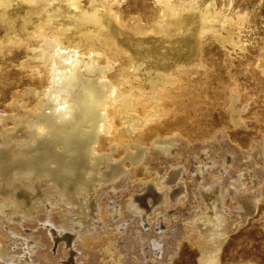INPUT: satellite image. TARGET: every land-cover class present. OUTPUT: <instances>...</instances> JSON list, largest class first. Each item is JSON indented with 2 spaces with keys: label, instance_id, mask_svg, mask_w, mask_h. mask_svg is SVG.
Returning <instances> with one entry per match:
<instances>
[{
  "label": "bare ground",
  "instance_id": "bare-ground-1",
  "mask_svg": "<svg viewBox=\"0 0 264 264\" xmlns=\"http://www.w3.org/2000/svg\"><path fill=\"white\" fill-rule=\"evenodd\" d=\"M259 1L0 0V100L8 95L13 97L16 92L19 94L24 86L36 89L38 100L46 96V104L42 105L43 110L36 120L25 123L16 121L17 125L24 124L23 129L19 130L24 140L11 144L6 141L0 145V213L5 209L11 210L13 214L7 219L12 223L32 218L42 205L49 202L50 191L42 189L45 177L40 174L44 173L42 175L49 179L47 182L55 187L56 196L60 198L59 202L50 203L72 208L75 211L74 220L87 222L91 207L88 195L94 183L111 182L125 174L121 164L112 163L110 157L113 156L102 151L108 150L110 141H119L117 136L124 139L128 136L133 139L137 137L147 143L154 140V143L164 146L179 141L178 136H168L174 132L173 135L179 133L189 141L202 140L209 135V117L216 102L223 101L226 104L232 99V102H239V107L247 102L264 104V21L257 11ZM259 27L263 29V34L256 39L250 32ZM97 73L101 81L92 77ZM34 101L27 104L32 109H36ZM64 103L66 106L60 108ZM230 107L232 114L239 117L233 106ZM6 110V106L0 108V112ZM101 112L103 121L109 123L107 131L103 128L102 131L87 133L82 129L85 126L97 128V117ZM237 117L234 121L238 124ZM229 118L228 114L224 123L228 131L232 128L228 124ZM137 125L141 127L136 128ZM112 131H115L113 135L108 134ZM215 132H218L217 129ZM157 134L167 136L159 138ZM215 138L210 145L219 144ZM220 140L218 153L229 163L233 161V152L236 150L223 144V136ZM53 145L63 146L64 154L57 150L50 151ZM255 146L253 151L258 153L260 148ZM40 148L46 150L41 154L47 159L45 166L35 160L38 157L35 152ZM212 148L214 146H210ZM90 149L103 153L98 160L106 162L108 170L101 177L96 172L95 175L89 174L93 168L87 159L94 155L93 152L87 155ZM145 149H139L137 159L130 154L127 160L134 165L140 164ZM123 151L118 146L112 153L118 157ZM162 151L164 154L168 150ZM184 169L183 166L173 168L161 183L175 182ZM133 174L134 179H138V176L146 179L149 176L143 170L142 173L133 171ZM247 175L249 180L255 176L254 173ZM23 177H27L28 181ZM143 189L150 192L153 187L149 188L146 183ZM183 190L185 188L181 186L167 197L158 196L152 202L148 200L147 204H139L140 201L132 199L129 206L141 215L146 226L153 231L155 227L148 219L153 216L154 207L176 200ZM196 192L200 198L211 199L214 189H197ZM253 196V191L239 190L235 199L240 206L246 205V210H250L258 205L253 202ZM36 197H42L44 203L33 204L32 200ZM216 206L212 204L214 211L217 210ZM1 222L4 225V221ZM65 222L69 223L67 219ZM41 225L43 228L38 231L44 237L40 236L34 241L32 252L39 255L37 253H43L46 249L49 264H80L74 257L75 252L70 253L55 238L63 228L54 227L53 220ZM143 236L141 242L147 241L145 234ZM164 238L168 236H162L160 240ZM195 241L202 245L200 236ZM65 242L72 245L71 242ZM189 242H192L190 237ZM42 243L46 244L45 249L39 247ZM171 246L168 244L162 251L172 249ZM1 247L0 262H25ZM210 251L208 256L206 254L208 258L198 264H219L217 249L213 247ZM119 255L114 249L112 257L116 260L120 258ZM158 259L163 262L166 258L161 254Z\"/></svg>",
  "mask_w": 264,
  "mask_h": 264
},
{
  "label": "rangeland",
  "instance_id": "rangeland-1",
  "mask_svg": "<svg viewBox=\"0 0 264 264\" xmlns=\"http://www.w3.org/2000/svg\"><path fill=\"white\" fill-rule=\"evenodd\" d=\"M257 11L263 16L262 19L264 21V0L259 1ZM250 34L252 37L258 39V37L263 34V29L260 27L258 29H253ZM94 76L92 77L95 79L99 78L101 81L102 78L99 77L100 74L97 73ZM13 91H15V89ZM8 96L1 99L2 101L0 100V108L7 107L5 112H0V145L4 144L6 141L10 144L14 141H23L24 137L22 138L19 130L23 129L24 124L17 125V122L22 121V123H25L36 120L43 110L42 105L46 104L44 103L46 102V96L44 99L38 100L37 90L32 86L21 87L19 94L16 92V95L13 97ZM32 100H35L36 109H32L27 105ZM236 102L238 101L234 102L233 100L232 102V99H229L226 104H224L223 101L216 102L217 105L212 107L211 117H209V135L202 140L189 141L187 137L179 133L173 135L176 133L174 132L168 136H178L177 138H179V141H174L171 145L172 148L169 145L164 146L160 143H154V140L147 143L146 141H141V138L137 139V137H135L136 139H133L131 136L125 139L117 136L120 139L119 141H110L111 144L107 146V148L109 147L108 150L102 151L106 155L109 154L108 156H113L110 157V161L112 163L121 164L125 174H121L122 176L119 175L117 178L111 180V182L109 180L105 182L96 181L94 183L95 185L92 187L93 189L91 188L88 195L91 207L88 210L89 217L87 222H78L74 220L75 211L72 208L61 206V204H58V206H53L51 204L52 202H59L60 198L56 196L55 187L47 182L49 179L45 175H42L44 173L40 174L43 178L45 177L42 189L50 191V197L48 198L49 202H46L41 208L39 207L40 210H37L39 212L36 211L32 218L20 219L13 223L7 219L13 212L9 209L2 211L3 213H0V241L2 247L9 250L11 254L21 257V260L24 259L25 262H21V264H49V258L46 255L47 251L45 249L47 247L46 244H38L40 248L45 249L43 253H37L39 255H35L32 250L33 247H35L33 244L34 241L40 239L42 236L44 237L43 233L38 231L43 228L41 223L49 222L50 220L52 222L53 220L54 227L63 228L57 236L55 235L57 242L61 244L62 247H66L70 253L71 251L75 252L74 257L79 260L80 264H198L199 261L206 259L213 247L217 249L218 253H216V255L218 254L217 258L219 259V264H264V226H262L264 225V104H251L247 102L248 105L244 103V106L247 107L242 106L243 104L239 107V102ZM55 103L58 104V102ZM55 103H51V105ZM27 106L29 108H27ZM63 106H66V103L61 105L60 108ZM230 106H233L236 115L240 114L238 115L239 117L232 114ZM225 107L230 109L226 110ZM228 114L230 117L229 119H231L228 124L232 127L229 131L224 127ZM245 116H247V118ZM236 117L238 118V124L234 121ZM97 118L99 119L97 128L85 126L82 127V129L84 128L87 133H91L95 130L102 131L103 128L104 131H107L106 126L109 123L103 121L104 115L102 112ZM102 125L105 127H100ZM121 126L122 125L118 127ZM125 126L126 124H124V127ZM138 127L141 126L137 125L136 128ZM216 129L218 131L217 133L215 132ZM225 129L226 131H224ZM253 132L256 134L254 133V135ZM114 133L115 131L108 132L110 135ZM63 134L65 135L66 132L63 131ZM9 135H13L12 138H8ZM218 135L223 136V144L227 146L230 145L229 147H231L233 151L236 150L233 152V161L229 163L226 162L225 158L222 159L221 153H218V148L221 147V136L215 138V136ZM229 135H231V138ZM77 136H80V133H77ZM157 136L163 138V136L165 137L167 135L157 134ZM213 138H215L216 142H219L217 146L216 144H209ZM231 142L233 144H231ZM72 145L74 146V143ZM255 145H258V148H260L259 150L257 149L258 153H254L253 151L254 147H256ZM53 146H51L50 151L53 152L57 150L64 154L65 148L63 146ZM118 146L123 148L124 151L121 155L116 157L113 153H115L116 147ZM191 146L193 147L191 148ZM210 146H214L215 149H210ZM249 146L253 147L251 148ZM56 147L59 149H56ZM141 148L146 149L143 152L144 156L140 164L134 165L132 161L127 160V156L130 154L135 155L137 159L140 153L139 149ZM166 149L168 150L167 153L163 154L162 150ZM43 151L46 150L40 148L35 152V154L38 155L35 160H37L36 162H38V164L42 162L41 165L45 166L47 159L42 157L41 154ZM102 151L90 149L87 153V155H91L92 152L94 153L93 156L87 159V162L92 164L90 166L93 168L89 174L95 175L96 172V175L101 177L104 175L105 171L108 170L106 162H100V160H98L99 155L103 154L101 153ZM216 153H218V155ZM146 154H148L147 157ZM180 166L185 167V169L180 173L181 177L179 175L176 179V183H161V180L165 179L173 168ZM142 170L143 173L148 172L149 176L146 179H143L142 176V178L138 176L140 179L138 177V179H134L133 171L142 173ZM247 173H254V178L249 180L247 178ZM23 178L25 181H28L27 177ZM146 183L149 185V188L153 187L150 192L143 189V185ZM181 186H184L185 190H183V193L179 195L176 200L170 201L167 204L160 203L154 207L153 216L148 219V222L155 227L153 231L146 226L142 217H140L141 215L129 206L130 200L132 199L140 201L139 204H144L148 200L153 201L158 196L167 197L169 193L177 191ZM195 189L206 191L214 189V194L211 199L206 197L200 198L197 196ZM239 190L253 191V202L258 205L250 210H246V205L240 206V203L235 199V194ZM96 191H100V193H95ZM260 197H262V199H260ZM32 203H44L43 198L36 197L32 200ZM149 204L150 203H148V205ZM212 204L217 205V210L214 211ZM94 205L97 206L94 207ZM212 210L214 212H212ZM66 219L69 223L65 222ZM1 221H4V225H2ZM191 229L192 231H190ZM82 231L84 233H82ZM144 234L147 241L141 242L142 238L144 239ZM162 236H168V238L160 240ZM188 236L192 241L191 244ZM199 236L202 240V245L195 243V239L197 240ZM65 241L71 242L72 245H68ZM44 242L46 241L44 240ZM168 244L172 245V249L168 250L165 248L166 251H162ZM122 246L125 249H123ZM114 249L121 254L119 255L120 258L116 260L112 257ZM161 254L166 258L163 262L158 259ZM118 261L120 262L118 263ZM0 264H6V261H2Z\"/></svg>",
  "mask_w": 264,
  "mask_h": 264
}]
</instances>
